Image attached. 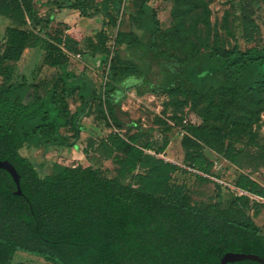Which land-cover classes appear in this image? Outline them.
<instances>
[{"label": "trees", "instance_id": "obj_1", "mask_svg": "<svg viewBox=\"0 0 264 264\" xmlns=\"http://www.w3.org/2000/svg\"><path fill=\"white\" fill-rule=\"evenodd\" d=\"M155 1L140 0L128 31L119 30L125 0L52 1L84 17L101 15L94 41L75 25L42 16L37 0H0V159L14 164L22 190L16 194L11 174L0 168V264H12L18 250L50 264H220L230 251L264 259V232L245 212L194 205L186 184L173 182L184 172L220 186L211 180L220 178L208 155L214 153L236 168V188L264 198V186L251 177L264 173V143L244 141L235 130L245 133L243 124L254 123L263 111L264 2L239 0L243 35L251 46L206 42L201 51L194 37L201 39L199 24L210 27L208 6L176 0V23L164 29ZM196 9L201 13L194 16ZM169 33L184 43L182 54L160 47ZM30 48L42 52V62L24 70L19 63ZM78 55L101 57L98 78L70 69ZM45 67L51 70L43 74ZM129 89L193 101L231 97L247 105L240 118L227 120L230 130L207 122L218 118L219 107L205 115L206 122L188 123L181 163L158 156L170 143L167 135L161 145L144 141L138 126L128 136L115 130L101 138L91 135L83 149L86 163L55 164L41 173L26 149L77 147L87 130L81 118L93 102L102 111L107 106L115 129L137 126L118 115ZM76 95L81 103L72 111L69 99ZM249 199L242 193L234 201Z\"/></svg>", "mask_w": 264, "mask_h": 264}, {"label": "rangeland", "instance_id": "obj_2", "mask_svg": "<svg viewBox=\"0 0 264 264\" xmlns=\"http://www.w3.org/2000/svg\"><path fill=\"white\" fill-rule=\"evenodd\" d=\"M53 0H37L39 13L42 16L52 15L57 18L59 14L61 20L77 26L82 34L91 40H97V33L102 28L103 17L101 15L93 17L81 16L77 21V15H73V11L69 8H60L52 2ZM264 2V0H262ZM140 0H125L122 10L121 25L119 30L128 31L132 25L130 22L131 14L137 11ZM208 6L210 13V27L208 29L201 23L198 26V32L201 39L194 37L200 50H204L206 42L210 44H219L222 48H232L235 45L245 49L251 46L243 35L242 24L240 19L241 5L239 0H202ZM176 0H159L152 3L157 10L159 19L164 29L174 27L176 23L174 9L177 6ZM201 13V9H196L194 16ZM77 21V23H76ZM192 21L188 19V24ZM3 26H0V32ZM176 35L169 33L160 38V47L165 51H172L178 54L183 53L184 43L175 40ZM200 41L203 42L200 44ZM101 57L95 58L91 56H76L72 58L70 69L77 72L86 71L89 76L98 78L97 66L100 64ZM38 62H42V52L36 49H27L22 58L20 67L27 70L35 66ZM51 70L44 68L43 74ZM1 82V78H0ZM81 103L78 95L69 99L70 108L75 111ZM246 101L237 102L231 97L216 98L213 102L208 97H202L197 101L190 98H182L169 93H145L138 95L135 89H129L118 115L126 122H135L137 126H125L122 130L115 129L112 126L113 119L106 105L103 106L104 111L97 108L96 103H92L87 112L82 116L81 122L87 130L83 131L81 138L77 141V147H55V148H39L26 149V152L33 156L38 164L42 174L50 173L54 169L55 164L73 165L80 162L86 163V156L83 149L89 136L104 137L111 131H121L123 135L128 136L134 132H138V126L143 128V140H152L161 145L163 138L167 135L170 143L163 154L167 160L181 163L183 160V150L181 148L182 132L188 123L206 122V114H212L217 107L216 119L207 122H213L221 125L226 130H230L231 126L227 120L231 118H240L246 111ZM215 108V109H214ZM250 125L246 126V132L241 133L240 127L235 128L239 137L244 141L253 139L256 142L264 143V106L260 114V118ZM170 129H167V128ZM243 128V127H242ZM63 133L68 134L70 129H62ZM253 134H257L254 137ZM235 136V137H237ZM151 153H154L153 151ZM209 157L216 162L215 170L219 173L220 178H214L220 183V186L214 184L213 181H205L197 178L190 173L178 172L174 175L173 182L186 184L190 195V202L197 206L207 207L216 210L218 207L231 208L245 212L246 216L259 225L264 232V200L258 199L249 194V200L234 201L236 196L243 192L238 190L233 184L236 176V168L226 160L218 158L214 153H208ZM110 163L107 162L106 165ZM260 177H264V173L260 172ZM248 194V193H246ZM230 210V209H229ZM230 214V213H229ZM240 216L241 214L238 213ZM12 264H50L42 257L23 250H18L14 256Z\"/></svg>", "mask_w": 264, "mask_h": 264}, {"label": "water", "instance_id": "obj_3", "mask_svg": "<svg viewBox=\"0 0 264 264\" xmlns=\"http://www.w3.org/2000/svg\"><path fill=\"white\" fill-rule=\"evenodd\" d=\"M0 168L5 169L6 171H8L12 178L14 179L15 183H16V194H22V190L20 187V174L18 173L16 167L14 166L13 163H11L9 160H3L0 159ZM239 189V188H238ZM241 192L243 193H247L246 191H243L241 189H239ZM255 196V195H252ZM244 259H252V260H258L260 262H264V259L262 257H260L257 254H253V253H240V252H227L223 255V257L221 258L220 264H226L228 262H234V261H239V260H244Z\"/></svg>", "mask_w": 264, "mask_h": 264}, {"label": "crops", "instance_id": "obj_4", "mask_svg": "<svg viewBox=\"0 0 264 264\" xmlns=\"http://www.w3.org/2000/svg\"><path fill=\"white\" fill-rule=\"evenodd\" d=\"M71 11H73L72 13H73V15L75 16V15H77V21H80V20H82L81 19V15H80V13H79V11L78 10H75V9H71ZM60 15L58 14L57 15V18H55L56 20H59V21H63V20H61V18L59 17ZM77 21H76V23H77ZM73 26V25H72ZM98 56V55H97ZM97 56H95V57H97ZM80 57V56H79ZM92 58H95L94 56H91ZM260 172H255V173H253V174H251V177L254 179V180H256L257 182H259L261 185H263L264 186V177H260ZM248 193V192H247ZM248 194H250V193H248ZM250 195H252V194H250ZM256 196V195H255Z\"/></svg>", "mask_w": 264, "mask_h": 264}, {"label": "built area", "instance_id": "obj_5", "mask_svg": "<svg viewBox=\"0 0 264 264\" xmlns=\"http://www.w3.org/2000/svg\"><path fill=\"white\" fill-rule=\"evenodd\" d=\"M80 55H78V57H79ZM238 189V188H237ZM239 190V189H238ZM255 197H257L258 199H261V200H264V198H262V197H259V196H255Z\"/></svg>", "mask_w": 264, "mask_h": 264}]
</instances>
